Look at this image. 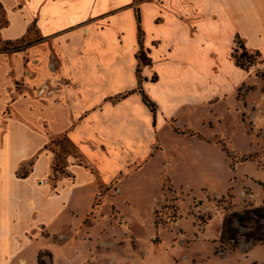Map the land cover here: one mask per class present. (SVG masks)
Returning <instances> with one entry per match:
<instances>
[{
	"label": "crops",
	"instance_id": "obj_1",
	"mask_svg": "<svg viewBox=\"0 0 264 264\" xmlns=\"http://www.w3.org/2000/svg\"><path fill=\"white\" fill-rule=\"evenodd\" d=\"M0 6L6 20L0 43L34 28L26 62L20 54L0 52V92L10 89L0 106V264H26L31 246L36 261L42 251L53 258L52 243L59 240L58 249L71 255L64 264H86L79 250L90 256L99 252L104 261L109 258L105 264H113L111 238L98 243L88 238L96 223L109 219L94 209L96 197L105 200L109 195L101 189L145 169L163 152L167 138L194 137L208 145L209 138L177 114L199 106L212 110L211 104L227 97V87L235 97L241 86L255 85L246 77L264 64V0H0ZM136 11L148 65L136 57ZM12 14L22 27L14 35L6 33ZM236 36L247 50L261 53L263 61L248 71L233 59ZM139 76L154 113L142 100ZM17 81H24L20 89ZM239 102L235 98V108ZM57 138L71 153L55 177L47 145ZM99 161L112 167L109 176L103 177ZM198 167L207 169L204 162ZM117 184L115 195L126 201ZM132 235L136 247L126 246L145 264L150 253ZM101 243L109 244L104 252ZM153 248L159 247L149 240ZM193 250L185 257L174 249L171 262L194 264Z\"/></svg>",
	"mask_w": 264,
	"mask_h": 264
},
{
	"label": "rangeland",
	"instance_id": "obj_2",
	"mask_svg": "<svg viewBox=\"0 0 264 264\" xmlns=\"http://www.w3.org/2000/svg\"><path fill=\"white\" fill-rule=\"evenodd\" d=\"M11 19L12 24L6 33L14 35L22 27L17 26L13 14ZM4 20L0 6L1 27ZM29 30L23 37L5 44V50L1 53L22 55L23 61L28 59L26 48L34 32L33 26ZM3 44L1 42L0 47ZM259 65L256 77H246L248 81L254 80L255 85L247 83L241 86L235 97L227 87V97L211 104L212 110L202 106L189 113L184 108L179 110L177 115L181 123L190 125L187 127L209 138L208 145L201 146L194 137L167 138L163 152L154 157L145 169L116 178L101 189V193H108L109 197L103 200L102 195H98L94 209L98 215L101 212L104 216L109 215V219L102 218L100 225L96 223L95 231L88 238L92 237L91 242L97 243L99 239L106 241L111 238L116 249L115 253L112 252L115 257L113 264H144L126 246L131 244L136 247L132 234L140 247L150 253L149 261L145 264H173L170 255L174 249L177 253L185 252L184 256L189 257L191 248L197 253L194 264H264V243L246 241L243 237H240L236 248L214 253L215 247L220 245L218 238L226 212L242 210L250 205H264V64ZM23 83L17 81L16 89H20ZM9 91L6 86L5 92H0V106ZM235 98L240 101V106L236 108ZM218 116L220 120H217ZM203 118L210 119L213 124L203 123ZM217 140L223 142L229 155L216 143ZM47 149L54 154L56 177L63 170L64 157L71 152L61 138L50 142ZM187 153L193 155L192 160H187ZM189 162H192L191 167ZM201 162L206 163L207 169L198 167ZM97 166L103 177L112 173L110 165L99 161ZM117 181L126 201L115 195L119 186ZM93 215L94 210L86 223L92 221ZM239 229L245 230L242 227ZM196 238L199 240L195 246L190 245ZM149 240L159 248L149 249ZM61 242L52 243L53 258L50 252L42 251L37 254V261L35 246L27 248L26 264H41L39 260L44 264H64L71 255L58 249ZM42 243L36 244L42 246ZM105 245L109 246L101 243L102 252ZM109 253L110 250L106 254ZM100 254L83 255L79 250L77 256H83L86 264L109 262V258L104 261L105 257Z\"/></svg>",
	"mask_w": 264,
	"mask_h": 264
},
{
	"label": "trees",
	"instance_id": "obj_3",
	"mask_svg": "<svg viewBox=\"0 0 264 264\" xmlns=\"http://www.w3.org/2000/svg\"><path fill=\"white\" fill-rule=\"evenodd\" d=\"M136 22H137V29H138V42L140 48L136 55L137 59L140 63L144 65L150 64V59L146 55V53L142 50L141 42H142V30L140 27V17L138 11H136ZM6 20H4V24ZM1 28V26H0ZM2 47H0V52L5 50V44L11 43V41L6 40L3 41ZM16 49L18 46L15 47ZM233 59L235 64L244 69L249 70V68L256 64L257 62L263 61L261 60V53L258 50L249 51L244 46L243 42L239 38V36L235 37V48L232 53ZM141 77H138V90L142 95L143 102L150 108V110L154 113L155 112V104L145 95L143 92L140 84H141ZM182 133H187L189 135H194L199 138H203V136L198 133L194 132L189 129H176ZM208 141H210L208 139ZM216 143L221 147L223 151L226 152L227 155L228 151L225 148L223 142L216 141ZM223 198V197H222ZM240 227L245 228L244 231H240ZM240 237H243L246 241H252L256 243H264V205L258 206H247L242 210H231L226 212L222 225L220 228V234L218 238L219 246L215 247L214 253L219 254L222 253L225 249H233L239 245ZM39 262L42 263L40 260Z\"/></svg>",
	"mask_w": 264,
	"mask_h": 264
}]
</instances>
